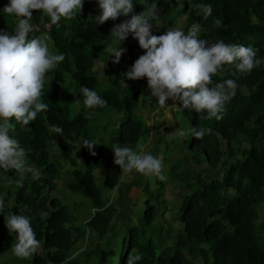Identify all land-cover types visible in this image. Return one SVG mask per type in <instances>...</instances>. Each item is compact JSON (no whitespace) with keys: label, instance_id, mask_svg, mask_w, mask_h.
Listing matches in <instances>:
<instances>
[{"label":"trees","instance_id":"1","mask_svg":"<svg viewBox=\"0 0 264 264\" xmlns=\"http://www.w3.org/2000/svg\"><path fill=\"white\" fill-rule=\"evenodd\" d=\"M182 2L188 15L185 33L196 21L201 39L251 46L257 50V58L264 60V0H133L136 14L153 3L157 6L158 18L151 21L152 34L157 36L175 28ZM8 3L9 0H0V32L12 33L17 21L3 13ZM201 3L212 6V15L207 20L195 7ZM99 14L97 0H85L81 13L74 19H61L48 30L44 24L50 20L39 12L32 14L30 22L39 30L31 31L28 39L45 33L50 50L65 58L45 77L41 99L48 104V110L39 112L28 126L11 121L14 128L9 134L25 149L27 165L41 170L43 175L34 178L28 172L22 184H16L10 183L18 179L16 173L0 169V175L9 176L4 180L0 177V197L5 195L0 224L9 213L30 218L42 249L40 255H34L31 264H127L129 257L136 254L142 255L136 264H264V245L258 246L256 237L257 228L264 230V225H256L257 207L264 204V63L249 74L238 72L235 64H226L212 77L213 85L228 79L237 85L221 120H202L195 111L183 109L176 101L192 128L211 129L203 139L191 135L189 148L198 147L203 154V157L193 154L192 160L199 166L206 164L213 171L218 169L221 174L203 187L196 186L184 174L177 177L190 191L182 196L175 218L176 232L172 233L168 227L158 243L161 238L155 226L158 205L166 208L167 201L162 200L158 189L151 195L146 185L142 190L150 196L144 200L136 221L128 219L124 230L110 233L117 208L105 198L102 188L113 190L124 174L114 163L113 146L135 150L143 132L148 130L135 112L147 84L144 78L126 80L125 73L118 69L108 74L105 82L100 81L94 67L97 61H102L106 48H125L120 59L130 66L138 58L132 42L123 41L120 45L110 37L111 29L130 17L121 16L100 25L94 18ZM216 19L222 22L218 28L214 25ZM165 23L166 27H162ZM82 86L95 90L107 102L106 106L86 109ZM76 100L81 101L79 106ZM111 111L119 115L111 153L103 160V150L96 143L95 156L81 145L84 140L94 141L93 129L98 117ZM52 124L61 127L63 133H51ZM51 149L58 152L56 158L51 157ZM77 159L82 167L71 172L73 179L67 188L88 198L94 210L83 229L73 224L74 217L67 205L49 197V192L57 187L60 162L75 167ZM96 180H100L102 188ZM157 183L163 186L158 178ZM8 200L13 202L10 207ZM42 212L48 216L42 219ZM85 231L96 240L91 241L86 252L75 257L72 255L75 242L84 237ZM11 235L16 240L15 234ZM168 240L172 244L163 247ZM10 244L11 240L0 233V255L9 250Z\"/></svg>","mask_w":264,"mask_h":264},{"label":"clouds","instance_id":"2","mask_svg":"<svg viewBox=\"0 0 264 264\" xmlns=\"http://www.w3.org/2000/svg\"><path fill=\"white\" fill-rule=\"evenodd\" d=\"M85 0H9L3 13L14 17L16 24L12 33L0 32V169L12 171L18 175L14 182L22 184L26 173H33L39 178V172L26 164V151L19 141L9 132L14 128V119L22 126H28L39 112L47 111L48 104L42 102L46 74L55 69L64 60L63 54L54 53L47 43V36L28 39L31 31L39 28L30 22L33 12L42 13L50 20L49 28L58 25L61 19L72 20L81 13ZM100 14L95 20L102 25L118 17H130L116 24L111 29L110 37L120 45L131 34L145 50L129 70L123 75L126 80L147 79L151 97L156 98L161 108H175L166 105V101H179L183 109L195 111L204 120H221L225 105L235 96L236 82L232 79L213 85L212 77L218 74L224 65L235 64L238 72L249 74L255 67L264 63L257 58V50L251 46L226 44L222 40L209 42L199 37L200 26L194 24L188 31L169 28L163 34H152V20L157 19V6L153 3L136 14L133 0H97ZM203 18L212 15L210 4H196ZM221 20L214 21L220 27ZM45 23L44 25H46ZM35 28V29H33ZM38 28V30H36ZM47 29V30H48ZM105 51L115 56L113 63H119L126 49L106 48ZM211 85V86H210ZM83 105L86 109L105 107L107 102L93 89L82 86ZM80 100L75 104L79 106ZM181 110V108H179ZM206 113V115H205ZM51 133L61 134L63 129L50 125ZM189 132L195 139H203L211 129L191 128ZM173 137H184L185 131L177 129ZM91 155L96 153L94 141L84 140L82 145ZM114 163L123 173H139L156 176L161 181L167 179L163 174L162 159L147 151L137 153L128 146H113ZM4 210V201L0 199V213ZM47 212L41 213L46 218ZM9 234H15L16 242L12 253L19 259L31 257L39 248L40 242L32 228L31 220L23 214L4 216ZM142 259L141 254L130 256L127 264H136Z\"/></svg>","mask_w":264,"mask_h":264},{"label":"rangeland","instance_id":"3","mask_svg":"<svg viewBox=\"0 0 264 264\" xmlns=\"http://www.w3.org/2000/svg\"><path fill=\"white\" fill-rule=\"evenodd\" d=\"M178 10L181 15L176 20L175 28L185 31L187 28L186 22L188 15L184 11L183 2L179 4ZM194 24L198 23L194 21L189 28H191ZM47 25H49V23H47L46 26ZM166 25L167 24L165 23L162 27H166ZM125 41L132 42L137 52V58L145 54V50L139 47L138 41L134 39L131 34ZM115 59V56L110 57V53L105 52L102 61L96 62L94 71L98 72L100 81L105 82L108 74H110L114 69H118L119 71L126 73L131 67L128 62L121 59L119 63H113ZM144 81L147 84L146 78H144ZM151 100H154V98L151 97L150 89H148L146 85L140 99L138 100L139 104L135 112L137 117L148 126V132H143L135 151L140 153L141 151H144L141 149L143 145H147L145 147V151L162 159L163 174L167 177L165 181H162L163 186H159L156 176H145L136 172L131 174L124 173L119 185L111 191L103 189L101 187L100 180H96V184L102 188L103 194L109 203L115 204L117 208V214L114 222L109 229L110 233H117L118 231L121 232L124 230V223L128 219H131L133 222L136 221L135 218H137V213L139 214L142 212V204L144 200L147 196H150L148 192H143L142 189L144 186H148L147 188L150 190V194L152 193L151 195H153L152 191L155 189L161 191L162 200L167 201L166 208L158 205V215L155 220V226L158 228V232L161 235L158 243H161L163 237H165L164 235L166 234L168 227L172 229V233L176 232L177 222L175 218L182 202V196L190 191L189 188H187L177 177L184 174L187 179L195 183L196 186L203 187L211 179L220 177L221 174L218 169L213 171L208 168L206 164L199 166L192 160L191 156L195 153H198L201 157H203L202 150L198 147L194 149L189 148V141L191 138L189 129H191L192 126L187 116H185L179 109L177 102L169 100V107H172L173 104L176 106L173 108L174 111L172 113L171 108H158L154 103H151ZM111 112L112 113L108 112L107 115L98 117L96 128L93 129L94 142L103 150V160L111 153V139L114 136L115 125L119 115L116 111ZM177 129L184 130L186 135L184 137L170 136V134ZM150 131L151 133L149 134ZM153 141L158 142V146L151 144ZM50 155L52 158H56L58 156V152L55 149H51ZM27 166L35 169L32 165ZM81 167L82 162L79 159L76 160L75 167L65 166L62 162H60L58 169L59 178L56 182L57 187L54 191L49 192V197L57 198L64 205H67L74 217L73 224L83 229L84 224L88 221L94 210L88 198L80 194L71 193L67 188L68 183L73 179L71 172L74 169H80ZM36 170H38L39 176L43 175L41 170ZM95 175L97 179H99L97 172ZM0 177L2 180L9 179V176L7 175H0ZM45 192L48 194L47 191ZM154 194H156V192ZM0 199L4 200L5 195H2ZM12 204V200L7 201V205L9 207ZM257 211L259 218L256 221V225H264V204L262 206H258ZM0 233H4L5 236L11 240L9 250L0 255V262H6L7 264H31L34 255L41 254L42 249L41 246H39L37 251L27 259H19L15 257L12 253V245L16 242V240L9 234V231L5 226V220L2 225L0 224ZM72 234H76L75 231H73ZM74 237L75 236L73 235V238ZM256 237L257 245L262 247L264 245V230L257 228ZM92 240H96V237L89 235V232L85 231L84 237L76 240L74 245L75 251L72 255L75 257L81 256L89 249ZM171 244L172 241L168 240L163 247ZM81 260H83V257Z\"/></svg>","mask_w":264,"mask_h":264},{"label":"crops","instance_id":"4","mask_svg":"<svg viewBox=\"0 0 264 264\" xmlns=\"http://www.w3.org/2000/svg\"><path fill=\"white\" fill-rule=\"evenodd\" d=\"M171 111H172V113H173V108H171ZM173 117H174V115H173ZM175 118V117H174ZM148 127V126H147ZM148 132V131H147ZM170 132V131H169ZM151 133V131L149 132V134ZM169 135V134H168ZM171 136V135H170ZM151 141H152V139H151ZM151 144H154V146H158V142H155V141H153V143H151ZM147 145H143V147L141 148V149H143L144 151H145V147H146Z\"/></svg>","mask_w":264,"mask_h":264},{"label":"built area","instance_id":"5","mask_svg":"<svg viewBox=\"0 0 264 264\" xmlns=\"http://www.w3.org/2000/svg\"><path fill=\"white\" fill-rule=\"evenodd\" d=\"M45 28L48 29V28H49V25H47V26L45 25ZM33 29H35V28H33ZM36 30H38V28H36ZM153 102H154V104H155L158 108H161V107H159V106L156 104V103H157L156 98H154ZM166 105H167V106L169 105V100L166 101ZM164 108H166V107H164Z\"/></svg>","mask_w":264,"mask_h":264}]
</instances>
